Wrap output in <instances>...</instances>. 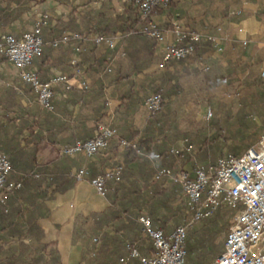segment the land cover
Returning <instances> with one entry per match:
<instances>
[{
    "label": "trees",
    "instance_id": "trees-1",
    "mask_svg": "<svg viewBox=\"0 0 264 264\" xmlns=\"http://www.w3.org/2000/svg\"><path fill=\"white\" fill-rule=\"evenodd\" d=\"M205 1L210 6H213L218 1L226 2L227 12L229 11L228 9L234 7L238 2V0ZM15 2H19V0H0V30L11 36L15 35L9 31V25L14 18L10 12V8L11 4ZM60 2L66 3V1ZM178 2L179 0H174L172 3L176 5ZM132 5L122 15L117 14L111 19L102 18L98 22L91 20L86 26L95 25V27L99 28L94 31H88L89 33L78 30L72 31L68 30V28L61 30L48 43H45V40L43 41L44 48L42 49V53L33 61L34 64L37 61H43L52 50H59L66 46L72 48V44H60L56 48L52 46V43L66 32H76L88 36L97 33L107 36L115 35L117 32L126 34L123 56L129 61V72H124L120 64L117 65L116 62L111 64V62L106 60L103 61L100 67L96 66L97 64L92 63V59L87 57V53L89 52L86 48L85 53H82L80 56L78 67L82 69V75L78 78L85 85L87 78L90 75H94L95 79L92 80L91 86L94 87L95 93L93 95L89 93L88 89L90 87L88 85H85L81 89H74L66 85L62 87L64 94L61 97V101H63L64 106H67L69 103L82 102L78 114L76 113L73 116L74 113L72 111L69 112L67 108V115H72L73 119L80 123L89 120H92L94 123L91 129H80L75 134V142L87 141L95 137L99 127L102 125L117 130V136L111 141L107 151L112 150L115 152V155L123 157L124 172L121 181H107L105 196L111 200L112 207L109 212L97 216L104 220H101L100 224L97 225L98 227H101L103 223H107L108 220H118L125 216L133 223L138 224L139 217L148 216L142 209L139 200L146 197V189L148 187H152V189L158 187L155 189V193L159 191V186H161L163 181V179H155V175L159 169L162 167L173 169V161L171 163L170 160V165H167V159L171 157L170 148L172 143L176 145L179 140L188 139L193 145L198 147L203 145L196 154L200 155L197 160L199 163L209 161L210 165H214L219 158L226 154L242 155L261 137V134H257L254 140L237 143L220 141L219 143L216 141L219 135L216 118L209 124H206L204 121L194 118L193 113L196 111L195 104L203 103L206 100L208 104L212 105V118L210 119L212 120L226 110L232 111L234 106L238 105L237 98L240 99L239 103L242 106L252 107L256 111H264V82L261 79V75H258L257 70L262 60L252 63L242 61L241 63L236 62L234 64L231 59L233 57L231 50H225V56L229 57L227 58L229 63L226 67L218 63L207 66L203 64V61H206L205 55L214 50V43L206 42L197 45L196 54L193 58L168 61L165 63L162 71L147 75L145 71L157 61L156 49L158 41L140 32L147 25V21L142 20L139 13L134 12ZM76 9L77 7H71L69 16L73 15ZM101 16H97V18ZM58 24L71 26L74 22L70 19L67 24ZM48 27L46 25L41 32ZM102 49L104 50L105 47L95 46V49L90 51V54L96 59L99 56L96 52H101ZM0 59L1 61L5 60L1 56ZM96 62L99 61L96 60ZM68 66L74 74L75 69L70 65V59L68 60ZM206 67H208L207 71L205 70ZM32 69L34 70V68ZM35 72L39 73L37 70ZM52 75L54 74H51L50 77ZM235 82L238 83L235 89V97H228L226 92ZM108 87L114 88L118 100L121 101L120 107L117 109L114 117L110 119L108 117V108L106 107L108 100L104 97L103 91ZM20 88L22 92L27 91L34 95L29 85L22 83ZM54 91L52 99L53 110L42 109L43 112L41 111L39 117H44V119L51 118L57 112ZM155 95L163 97L162 109L159 112L151 114L136 148L126 147L121 149L120 145L122 141L132 140V117L136 113L139 104L146 102L148 98ZM172 97L173 112L169 109ZM85 109L91 110L92 115L89 116L84 111ZM189 117L196 121L190 127H184L183 122L188 120ZM169 125L172 127L168 135L166 132L169 130ZM214 130L215 132H213ZM63 147L58 148L57 151L60 153ZM226 148L228 149L227 152ZM0 152L7 156L6 153ZM22 152L23 150L21 149L18 151L13 150L12 155L15 156L12 158L7 156L14 171L15 182L25 181V186L7 193L5 199L0 202V251H2L0 262H4L3 264H19L14 256L10 254V251L14 247L24 246V243L20 242L22 237L39 231L35 221L40 216L42 210H44V202L51 199L53 194L62 193L69 189L77 181L68 177V175L58 168V160L51 164L41 165L37 163L35 158H32L33 155L31 158L26 159L21 158L22 155H17ZM182 155L192 154L185 152ZM157 157L162 161L163 165L156 167L157 171H155V163L159 160ZM142 168H146L148 172L147 176L138 175L143 170ZM102 173H89V178H94ZM139 177L142 178H140L141 183L137 181ZM162 193H164L163 190ZM112 196L116 197L113 199ZM161 202L164 205L167 203L165 200ZM185 211L187 214L186 205L185 210L178 209L175 217L179 218L181 214L184 215ZM235 213L236 211L231 209L222 208L213 217L204 221L197 230L191 232L186 245L187 255L182 264H214L216 257L224 251V246L215 247L213 243L218 237L222 236L225 238L227 236ZM138 229L136 237L125 243V253L116 255L117 261L110 262L109 260L107 261L109 262L108 264H122L121 259L127 257L129 254V244L135 245L142 255L145 254L144 248L153 250L151 241L140 238L141 226H138ZM96 246L97 244H94L90 253H95L93 261L100 264L102 260L107 258L106 246L104 243H101L99 248ZM40 251L37 264H60L53 251H50L47 255L44 254L45 247H42ZM127 264L139 263L138 260L131 259Z\"/></svg>",
    "mask_w": 264,
    "mask_h": 264
},
{
    "label": "crops",
    "instance_id": "crops-1",
    "mask_svg": "<svg viewBox=\"0 0 264 264\" xmlns=\"http://www.w3.org/2000/svg\"><path fill=\"white\" fill-rule=\"evenodd\" d=\"M60 1H66V3ZM131 5L134 12L139 13L137 5L132 0H19V2L11 4L10 12L14 18L9 25V31L18 38L31 31L39 17L48 14L49 23L47 25L49 27L41 32L43 41L48 43L66 28L84 33L94 31L99 27H95V25L86 26L91 20L98 22L102 18L111 19L117 14L122 15ZM226 5L227 3L223 1H218L210 6L205 0H179L176 5L171 3L166 10H158L153 20L159 26L170 30L171 21L176 19L185 28L218 37L219 40L213 46L214 50L205 55L206 61H203V64L207 66L218 63L226 67L229 63L227 61L229 57L225 56V50H231L233 56L231 59L234 64L242 61L252 63L261 60L259 51L264 49V0H238L234 7L228 9V12ZM71 7H77V9L73 15L69 16ZM97 16L101 17L97 18ZM70 19L74 22L71 26L58 24H67ZM0 34H5V32L0 30ZM174 40V35L169 32L166 41L158 44L156 49L157 61L145 71L147 75L163 70L159 69L158 66L163 63L166 50L173 44ZM217 47L221 48L222 51H219ZM86 48L89 52L87 57L92 59V63L97 64L96 66L100 67L106 60L111 64L113 62H116L117 65L120 64L124 72H129V61L123 56L124 40L115 50L105 48L101 52L97 51L96 54L99 56L96 59L90 54V51L95 49L94 44L88 42L85 50ZM73 55L74 52L70 46L52 50L43 61L33 63L32 68L39 71L38 78L41 81H46L51 74L61 73L68 77V86L81 89L88 85L90 87L89 93L93 95L95 89L91 85L95 77L90 75L87 78V83L82 84L81 79L76 77L68 66V60H71ZM20 85L22 83L18 78L17 71L9 62L0 59V151L6 153L9 158L15 156L12 155L13 150L21 149L23 152L17 155H22L21 158L24 159L31 158L33 155L32 158H35L37 163L41 165L51 164L58 160V168L73 179H75L74 174L82 167H86L89 173L97 174L111 167L116 159H123L122 156L115 155L112 150L102 151L93 158L82 155L68 157L60 155L57 151L58 148L73 145L75 134L80 129H91L94 126L93 121L80 123L73 119V116L78 114L82 102L78 101L64 106L63 101H61L64 94L62 88L64 84H59L54 88L57 112L47 119L39 117L42 109L38 107L35 96L27 91L22 92ZM103 91L104 97L108 100L106 107L110 119L114 117L121 101L118 100L113 87H108ZM67 108L69 112L74 113L73 116L67 115ZM169 109L173 112V97ZM84 111L89 116L92 115L91 110L85 109ZM150 117L151 112L145 102H141L132 117V139L136 136L139 138L142 136V131ZM171 127L169 125V130L166 132L168 135ZM181 142L182 140H179L176 145L172 143L170 149L179 148ZM195 147L198 148L196 145ZM199 156H175L171 154V157L167 159V165H170L169 161L171 160L175 172L184 171L193 177L197 164H211L209 161L199 163L197 160ZM160 165L162 166L163 163L159 159L155 163V171H157L156 167ZM147 173L146 168H144L138 175L147 176ZM140 178H137L139 183L142 179ZM9 180L15 181L13 170ZM24 186L25 181H23L22 187ZM156 188L158 187L153 189L148 187L146 197L140 199L139 203L145 213L151 216L154 228L162 229L165 234L169 235L191 215L188 212L186 214L185 211L184 215L181 214L179 218L175 217L178 209L183 211L186 205L181 185L178 182L164 178L157 193H155ZM162 190L164 193L161 194ZM164 200L167 202L166 205L161 202ZM111 207V200L100 195L87 179L75 181L72 187L62 193L53 194L51 199L44 202V210L35 221L39 231L22 237L20 242L24 243V246L12 248L10 254L19 264H37L40 250L45 247L44 254L47 255L53 251L60 264H98L93 261L95 253H90V251L94 244H97L96 247L99 248L101 243H104L107 258L102 260L100 264H108L107 261L109 260L110 262L117 261L116 255L125 253V243L136 237L140 229L138 226L141 225L139 222L138 224L133 223L125 216L118 220H108L107 223L98 227L97 225L103 218L97 216L109 212ZM203 223L196 225L189 231L187 242L190 233L197 230ZM94 239H99V241L94 242ZM144 249L145 256L153 253L150 248ZM1 252L0 259L2 258ZM3 263L0 262V264Z\"/></svg>",
    "mask_w": 264,
    "mask_h": 264
},
{
    "label": "built area",
    "instance_id": "built-area-1",
    "mask_svg": "<svg viewBox=\"0 0 264 264\" xmlns=\"http://www.w3.org/2000/svg\"><path fill=\"white\" fill-rule=\"evenodd\" d=\"M138 7L142 20L147 25L141 29V33L155 38L158 44L166 41L170 32L174 35L173 44L166 50L163 63L158 66L163 69L166 62L171 60H185L193 58L197 45L206 42L216 43L219 39L213 34L202 33L185 28L179 20L171 21L170 30L159 26L153 17L157 10H166L174 0H132ZM49 15L44 14L34 23L31 31L20 37L0 34V56L17 71L19 80L29 85L35 95L37 105L44 110H53V90L59 84L66 86L68 77L61 73H55L47 81H40L38 74L32 69L34 58L42 53L43 39L42 29L47 25ZM126 34L117 33L112 36L97 33L92 36L82 35L76 32H66L58 40L52 43L54 48L60 44H72L74 52L70 65L74 67V75H82L79 55L85 51L88 42L97 47L104 46L108 50H115L122 43ZM219 51L221 48L217 47ZM123 55V54H122ZM112 61V59H111ZM208 70V67L205 68ZM260 75L264 78V65ZM163 97L155 95L148 98L145 105L152 113L162 109ZM212 118L209 109L206 120ZM117 136V130L108 126H100L95 137L87 141H77L71 146L63 147L60 154L63 156L82 155L93 158L102 151H106L111 141ZM139 136L131 141L121 142V149L126 147L136 148ZM198 148L188 139L181 142L179 148H173L171 154L175 156L183 153L196 155ZM124 172L123 159H116L113 165L104 173L87 178L89 171L82 167L75 174L77 181L88 180L100 195L107 192V181H121ZM12 168L8 157L0 152V202L5 199L7 193L21 188L23 181L9 180ZM167 178L178 182L182 188V195L191 215L174 232L167 235L162 229L154 228L152 220L148 216L139 217L141 225V239L152 242L153 253L149 256L141 254L135 245H128L129 254L121 259L122 264H127L131 259L138 260L139 264H182L187 255V237L191 229L196 225L213 217L222 208L236 211L227 236L224 238V251L216 257L214 264H264V135L259 141L245 151L242 155L226 154L218 159L214 165L197 164L194 176L191 177L184 171L175 172L171 168H161L155 175L156 180ZM97 242V239L93 240ZM220 239L215 243L217 246Z\"/></svg>",
    "mask_w": 264,
    "mask_h": 264
},
{
    "label": "rangeland",
    "instance_id": "rangeland-1",
    "mask_svg": "<svg viewBox=\"0 0 264 264\" xmlns=\"http://www.w3.org/2000/svg\"><path fill=\"white\" fill-rule=\"evenodd\" d=\"M259 52L261 54V56L259 57L261 58V60L264 61V49H261ZM263 61L262 63H260L259 67L257 68L259 76H260V68L264 63ZM261 79L264 82V78L261 77ZM237 82L232 84L233 86L231 85L227 90L226 95L228 97H235V92H236L235 89L236 86L238 85ZM239 100L240 99L237 98L238 105L236 104V106H234L232 111L226 110L222 112L220 116H216L214 117V119L209 121L206 120V116L208 114L209 109L212 111L211 109L212 105L208 104L206 100L203 103H199V104L197 103L195 104L196 111L193 113L194 118H196L197 120L204 121L206 124H209L216 118L219 128V135L216 141H218L219 143L220 141H224L225 143L228 142L237 143L240 141L254 140L257 134H261L262 137L264 135V111L262 110L256 111L252 109V107L242 106V104L239 103ZM194 121L196 120L189 117L188 120L183 122V125L184 127H190V125L193 124ZM213 132H215V130ZM227 151L228 149L226 148V152ZM219 239L220 242L216 246L215 243ZM223 242H224V237L220 236L214 241L213 245L215 247H218L220 245H223Z\"/></svg>",
    "mask_w": 264,
    "mask_h": 264
}]
</instances>
